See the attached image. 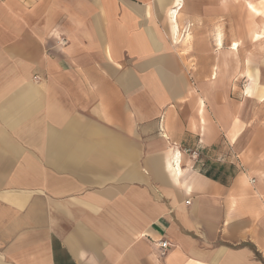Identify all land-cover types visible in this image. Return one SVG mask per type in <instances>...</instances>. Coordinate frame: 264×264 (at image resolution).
I'll use <instances>...</instances> for the list:
<instances>
[{"label":"crops","instance_id":"0c3cea01","mask_svg":"<svg viewBox=\"0 0 264 264\" xmlns=\"http://www.w3.org/2000/svg\"><path fill=\"white\" fill-rule=\"evenodd\" d=\"M175 3L0 0V264H264V23Z\"/></svg>","mask_w":264,"mask_h":264},{"label":"rangeland","instance_id":"374dc122","mask_svg":"<svg viewBox=\"0 0 264 264\" xmlns=\"http://www.w3.org/2000/svg\"><path fill=\"white\" fill-rule=\"evenodd\" d=\"M249 1L254 3L255 7L259 9V13L249 10L247 11L248 13L247 16L245 17L240 16V19H241V22L245 20L244 25L246 27L247 34L249 35V37H251V40H252L254 33L261 27V25H263L262 23H264V0H249ZM248 45L250 47L249 49L251 50L264 51V44L256 45L252 41L249 44H244V46H246L247 48H248ZM236 95L237 93L235 94V97Z\"/></svg>","mask_w":264,"mask_h":264},{"label":"built area","instance_id":"2783aa9c","mask_svg":"<svg viewBox=\"0 0 264 264\" xmlns=\"http://www.w3.org/2000/svg\"><path fill=\"white\" fill-rule=\"evenodd\" d=\"M185 1L186 0H176L174 8L171 10V14L174 16V18H176L179 11L183 8ZM187 152H190L194 158L198 157L196 151L187 150ZM157 245L160 247L162 255H165L167 250L171 247V243L168 240H159Z\"/></svg>","mask_w":264,"mask_h":264},{"label":"bare ground","instance_id":"6f19581e","mask_svg":"<svg viewBox=\"0 0 264 264\" xmlns=\"http://www.w3.org/2000/svg\"><path fill=\"white\" fill-rule=\"evenodd\" d=\"M173 29H174V32H176L177 31V24L176 23H173ZM259 40V39H258ZM262 40H264V39H262ZM260 41V40H259ZM261 42V41H260ZM262 43V42H261ZM239 45V44H238ZM237 45V46H238ZM236 46V45H235ZM239 47V46H238ZM237 49V48H236Z\"/></svg>","mask_w":264,"mask_h":264}]
</instances>
